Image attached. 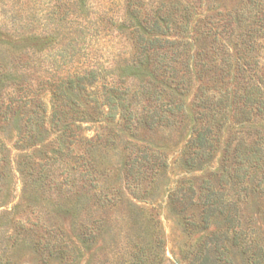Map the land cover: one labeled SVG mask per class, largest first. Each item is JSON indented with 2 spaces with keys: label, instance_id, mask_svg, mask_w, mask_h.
Wrapping results in <instances>:
<instances>
[{
  "label": "trees",
  "instance_id": "obj_1",
  "mask_svg": "<svg viewBox=\"0 0 264 264\" xmlns=\"http://www.w3.org/2000/svg\"><path fill=\"white\" fill-rule=\"evenodd\" d=\"M14 1L8 23L0 19V122L20 126L19 142L43 147L31 164L34 185L46 189L47 174L50 189L75 196L81 211L112 206L125 193L107 185L98 157L119 135L89 137L83 125L115 124L134 139L185 127L188 176L169 191L171 210L205 230L221 220L225 228L208 241L227 264L231 247L264 264L251 229L255 214L264 216V0L235 8L123 0L109 31L124 44L109 54L86 53L88 35L98 39L107 17L89 19L88 0H26L25 14ZM208 2L217 5L201 17ZM124 150L123 187L141 201L160 189L168 159L148 145Z\"/></svg>",
  "mask_w": 264,
  "mask_h": 264
},
{
  "label": "rangeland",
  "instance_id": "obj_2",
  "mask_svg": "<svg viewBox=\"0 0 264 264\" xmlns=\"http://www.w3.org/2000/svg\"><path fill=\"white\" fill-rule=\"evenodd\" d=\"M8 1L0 0L3 23H8L6 18L13 13ZM88 2L89 19L98 22L104 15L107 17L100 24L103 31L98 39H91V33L88 35L86 53L100 49L109 54L115 46L124 44L109 31V18L121 15L123 0ZM219 2L235 8L239 0ZM215 5L208 2L200 12L201 17L209 13L208 7ZM17 7L25 14L31 4L21 0ZM84 19L78 21L86 24ZM46 100L49 104L50 98ZM87 126L83 125L84 134L89 137L97 132L119 135L116 145L99 154L98 161L101 169L106 170L107 185L122 190L125 199L84 212L75 196L63 197L56 189H50L47 174L42 180L46 189L34 185L31 164L39 158L43 147L19 142L20 126L0 122V264H227L208 241L212 233L225 228L222 221H213L205 230L201 225L192 226L169 205V191L178 180L188 176L182 162L190 136L187 128L154 133L141 130L134 139L115 124ZM128 142L159 150L169 163L168 175L159 180L160 189L151 191L141 201L133 199L123 187V162L127 155L124 147ZM54 171V176L61 174L58 169ZM129 202L139 209H133ZM254 220L251 227L255 230L254 239L264 246V216L255 214ZM228 254L231 264H251L236 248L231 247Z\"/></svg>",
  "mask_w": 264,
  "mask_h": 264
}]
</instances>
